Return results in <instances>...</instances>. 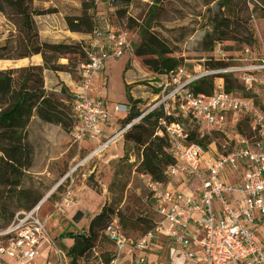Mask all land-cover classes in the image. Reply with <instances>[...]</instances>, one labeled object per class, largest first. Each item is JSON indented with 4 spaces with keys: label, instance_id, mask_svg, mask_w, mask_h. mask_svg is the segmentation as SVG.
Segmentation results:
<instances>
[{
    "label": "rangeland",
    "instance_id": "obj_1",
    "mask_svg": "<svg viewBox=\"0 0 264 264\" xmlns=\"http://www.w3.org/2000/svg\"><path fill=\"white\" fill-rule=\"evenodd\" d=\"M220 1L162 0L155 4L153 0H0V109L4 114L16 112L8 126L10 130H18L16 138L26 137L34 148L33 164L27 170L22 186L42 196L44 204L40 214L47 220L49 233L59 248L66 252L69 250L68 243L62 246V233H87L90 220L104 206L112 208L115 213L122 210L126 214L129 227L126 232L133 237L148 231L147 227L157 217L154 192L148 185L147 177L136 168L140 160L136 145H125L123 140L124 152L121 156L107 161V148L101 156L84 163L90 148L80 149V145L73 142L75 120L70 117L64 102L71 104L69 86L77 79L79 66L87 61L82 46L93 40L94 28L103 22L128 32L131 51L119 59L127 61L126 70L134 74L135 83L127 86L133 101L125 102L135 103L136 108L145 113L156 99L155 93L164 84L170 83L167 90L173 89L184 84L190 73L217 68L209 59L216 47L230 59L223 61L240 63L238 57L244 55L242 52L246 43H242L240 37L246 27L257 40L250 46H253L257 56L262 55L264 8L257 0H236L230 8L235 12L231 23L234 30L232 38L235 39L219 43V46L216 43L210 52L202 50V41L212 31L215 15L223 17L227 13L224 8L220 10ZM82 10L93 18L94 27L91 32L84 33L83 39H78L71 37L72 31L65 17L79 15ZM34 55H41L42 64L32 65L35 69L32 73L29 71L32 68H28L31 65L21 67L16 74L13 72L15 66ZM233 59L236 60L233 62ZM46 69L47 74L50 71L62 72L61 78L65 76L68 80L60 78L56 93L61 102L55 107L49 98L41 99L51 92L44 88ZM150 81L153 85L149 84ZM211 81L214 83L213 79ZM233 90L241 95H253L244 88L234 86ZM212 91L214 85L205 90L207 93ZM37 112L49 123L58 125L57 132L45 133L42 126L31 123L32 116ZM186 126L187 129L198 128L192 121ZM246 129L251 135L249 123ZM208 130L206 127L198 128L201 134H207ZM226 132L217 139L220 143L228 137L232 139L234 130L229 128ZM55 138L60 141L52 146L48 143L44 147L38 144L39 147L36 143L45 144ZM78 164L80 166L76 167ZM90 175H93L90 182L97 186L96 190L88 185ZM67 199L69 203H66ZM59 206L62 212L58 211ZM78 211L84 215L79 222H75L73 216ZM168 247L166 240L158 238L153 250L148 251L147 264H194L178 254L172 258ZM108 249L110 245L104 242L94 249L91 256L72 264L97 263L101 252ZM51 261L55 263L53 258ZM36 264H47L44 254Z\"/></svg>",
    "mask_w": 264,
    "mask_h": 264
},
{
    "label": "built area",
    "instance_id": "obj_2",
    "mask_svg": "<svg viewBox=\"0 0 264 264\" xmlns=\"http://www.w3.org/2000/svg\"><path fill=\"white\" fill-rule=\"evenodd\" d=\"M92 35L93 40L82 46L87 61L79 66L78 77L70 87L73 142L95 143L84 163L117 143L150 111L160 109L165 117L176 118L174 122L160 120L164 132L159 134H166L175 157V163L166 170L169 181L158 183L146 176L155 198L154 227L133 237L114 218L104 230L113 242L112 258L108 263L100 258L93 264H147L148 251L153 250L158 238L168 242L172 258L178 254L194 264H264V53L257 56L245 45L244 55L238 57L240 63L228 64L223 60L230 59L216 47L209 59L225 65L190 73L184 84L173 89L167 90L171 84H164L149 110L105 136L104 127L111 121L112 111L104 97L95 93V79L107 59L130 53L131 42L128 32L107 22L95 27ZM226 75H232L253 95L227 91ZM211 79L214 91H195L198 81ZM149 84L153 85L151 81ZM130 109L128 102L113 107L117 114L129 113ZM245 119L251 135L238 131V124ZM189 121L210 129L207 134L219 131L226 135L229 128L234 134L230 140H215L205 148L187 140ZM43 204L41 200L31 209L18 210L13 220L0 228V264L6 263V257L14 259V264H35L45 247L55 251L57 264H72V258L49 233L48 222L40 214ZM58 211H63L61 206Z\"/></svg>",
    "mask_w": 264,
    "mask_h": 264
},
{
    "label": "trees",
    "instance_id": "obj_3",
    "mask_svg": "<svg viewBox=\"0 0 264 264\" xmlns=\"http://www.w3.org/2000/svg\"><path fill=\"white\" fill-rule=\"evenodd\" d=\"M161 1L162 0H153L155 4H159ZM257 1L264 8V0ZM234 2L237 1H220V10L224 8L227 13L223 17L219 14L215 15L212 24L213 29L205 35L202 41V50L210 52L213 50L216 43L235 39L232 38L234 30L231 27L235 12L234 10L230 11V8L234 6ZM244 3L246 4V1ZM245 9L247 10V7ZM92 19L91 16L86 14L85 10H82V13L79 15L65 17L69 30L80 33H89L92 31L94 27ZM240 39L242 43L246 42L245 45L248 46L257 43L254 34L248 29V27H246L244 33L241 34ZM210 61L213 67H221L225 65L223 62L215 61L213 59H210ZM28 68H32V66ZM20 69L21 68H16L12 70L16 74ZM32 70L35 69L32 68L29 71L32 73ZM211 86V80H201L194 85V89L198 93H207L205 90ZM234 86L242 89V86L232 75H226V90L233 91ZM44 97L49 98L54 107L61 102L60 98L56 97L53 92H50L46 96H42L41 99H44ZM35 99L36 97H34V100ZM127 99L133 101V98L129 93H127ZM64 105L68 108L70 117L74 120L71 104L64 102ZM22 107L29 111V108ZM141 114L142 112L136 108L135 103L131 105L129 113L120 122L121 128L131 123ZM15 115V111L7 114H4V112L0 113V228L7 226L13 220L14 215L18 210L31 209L39 203L42 198L41 195H35L33 190L22 186L23 178L27 170L33 164L34 148L32 144L26 140V137L16 138L15 135L18 132L17 129L10 130L11 128H9L8 123ZM162 118H165L168 122L176 121V118L173 116L165 117L162 110L156 109L144 115L140 121L133 123L124 132L123 138L125 140V145L127 143H132L136 145L140 151V160L136 167L138 172L144 176L150 177L155 182L167 183L169 178L166 170L168 166L175 163V157L170 151L171 144L166 134H159L160 130L164 132V128L160 121ZM246 123L248 124L246 120L241 121L238 124V131L248 134ZM223 135L224 134L219 131H213L211 134H201L198 131V128H194L188 129L187 140L207 148L213 141ZM88 179V185L96 190L97 186L90 182L93 179V175H90ZM61 186L62 184L57 187V190L60 189ZM56 191L51 194L50 198L55 195ZM114 218L118 219L121 227L126 232V229L129 228L126 221V214L122 210H118L115 213L112 208L104 206L102 210L90 220L87 233L66 232L61 234L62 238H71L74 240L73 245L69 247V250L67 251V254L72 258V263L74 261L77 262L80 258H88L93 254L94 249L104 242H107L110 245V249L101 252L99 258L105 263H108L111 260L113 242L104 233V230ZM154 225L155 221H152L150 227H147V230L149 231L152 229Z\"/></svg>",
    "mask_w": 264,
    "mask_h": 264
},
{
    "label": "crops",
    "instance_id": "obj_4",
    "mask_svg": "<svg viewBox=\"0 0 264 264\" xmlns=\"http://www.w3.org/2000/svg\"><path fill=\"white\" fill-rule=\"evenodd\" d=\"M70 35H71V37H74V38L83 39L86 34L80 33V32H71ZM262 51H263V48H262ZM263 53H264V51H263ZM41 62H42L41 55H34L33 57H31L28 60L24 59L23 62L20 63L18 66H15L14 69L26 67L29 65H31V66L32 65H41L42 64ZM126 63H127L126 60L121 61L119 58H111V59L109 58L106 61V64H105L103 71L95 79V83H94L95 93L99 96L104 97V99L107 101V105H108L109 109L112 111L111 121L108 122L104 127L105 136H109V135L113 134L114 132H116L119 128H121V124H120L121 121L120 120H122L128 114V113L117 114L113 110V107L115 104L126 103L125 101L128 100L127 99V93H128L127 86H130L133 83H135V80H133L134 74L130 73L129 71L126 70ZM47 71L48 70L46 69L45 77L43 80L44 81V88L48 91L53 92L56 97H59L56 92H58L60 80L66 79L65 81L68 82L67 77L65 78V76H64V78H61L62 76H60L61 75L60 73H62V72L54 73L53 71H50L47 74ZM77 75H78V72H77ZM70 77H71V75H70ZM71 80H72V78H71ZM73 82L74 81H72L71 83H73ZM69 87H71V86H69ZM130 92L133 93V91H130ZM59 98L61 100V97H59ZM31 123H34L35 126L36 125L42 126L45 129L44 130L45 133L48 131L57 132V129L59 127L58 125H54L51 122L49 123L46 119H44L39 114V112H37L36 115L32 116ZM30 136H32V135H30ZM123 140H124V138L122 136L117 141V143H114L115 145H110L108 147V149L106 148L107 149L106 151L108 153L107 161L108 160L110 161V160H112L116 157H119L123 154V152H124ZM58 141H60V140L55 138V139L47 140V143H45V144H41L38 141H36V143H37V145L39 144L41 147H44L48 143L50 146L55 145L58 143ZM78 145H80L79 146L80 149L82 147H84L86 149L90 148V150L88 151V153H89L91 151V149L95 146V143L92 141H85V142L78 144ZM102 153H101V155H102ZM173 185L176 187L178 185V183H176V181H174ZM181 188L187 189L183 185H181ZM61 204H59V205H61ZM57 221L58 220L56 219V222ZM60 241L62 243V246H63V244L66 245V243H68L69 247H71L74 243V240L71 238H62ZM60 249L63 250L62 248H60ZM168 249H169V254H170V247H168ZM63 251L65 253H67L65 250H63ZM43 254L45 255V260H46L47 264H53V263H51L52 258L54 259V262H55L54 264H57L58 257H57V255L53 249H50V247H45L41 251V253L38 255L37 259ZM37 259H36V262H37ZM5 261H6L5 264H14L15 263V260L12 258H9V257H6ZM36 262H35V264H36Z\"/></svg>",
    "mask_w": 264,
    "mask_h": 264
},
{
    "label": "water",
    "instance_id": "obj_5",
    "mask_svg": "<svg viewBox=\"0 0 264 264\" xmlns=\"http://www.w3.org/2000/svg\"><path fill=\"white\" fill-rule=\"evenodd\" d=\"M83 212L82 211H78V212H76V214L73 216V220L75 221V222H79L80 221V219L83 217Z\"/></svg>",
    "mask_w": 264,
    "mask_h": 264
}]
</instances>
